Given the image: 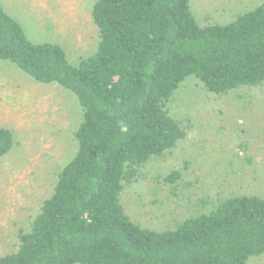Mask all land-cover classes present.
<instances>
[{
	"label": "trees",
	"instance_id": "16d2710c",
	"mask_svg": "<svg viewBox=\"0 0 264 264\" xmlns=\"http://www.w3.org/2000/svg\"><path fill=\"white\" fill-rule=\"evenodd\" d=\"M91 15L97 45L73 63L60 44L29 37L0 0V61L71 92L82 109L75 155L0 264H247L264 256V195L221 198L162 230L133 220L122 200L152 159L187 137L170 109L185 80L211 95L264 89V1L225 24L199 23L192 0H97ZM13 146V132L0 127V159Z\"/></svg>",
	"mask_w": 264,
	"mask_h": 264
},
{
	"label": "rangeland",
	"instance_id": "374dc122",
	"mask_svg": "<svg viewBox=\"0 0 264 264\" xmlns=\"http://www.w3.org/2000/svg\"><path fill=\"white\" fill-rule=\"evenodd\" d=\"M96 1L1 0L29 37L60 44L73 63L97 45L91 15ZM263 1L192 0V9L201 24H225ZM170 109L183 121L187 137L152 159L138 182L123 192L133 220L168 229L210 212L221 198L264 195V89L211 95L190 78ZM81 110L71 92L0 61V126L14 136L13 148L0 159V255L14 249L19 231L28 229L61 168L75 155ZM174 170L180 177L167 181ZM247 264H264V256Z\"/></svg>",
	"mask_w": 264,
	"mask_h": 264
},
{
	"label": "crops",
	"instance_id": "0c3cea01",
	"mask_svg": "<svg viewBox=\"0 0 264 264\" xmlns=\"http://www.w3.org/2000/svg\"><path fill=\"white\" fill-rule=\"evenodd\" d=\"M0 127H5V126H0ZM7 128V127H6Z\"/></svg>",
	"mask_w": 264,
	"mask_h": 264
}]
</instances>
